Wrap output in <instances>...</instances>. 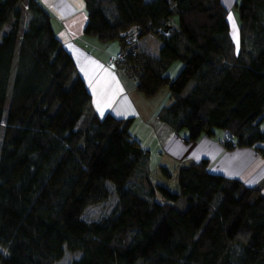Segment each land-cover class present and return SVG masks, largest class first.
Returning a JSON list of instances; mask_svg holds the SVG:
<instances>
[{
	"label": "trees",
	"instance_id": "obj_1",
	"mask_svg": "<svg viewBox=\"0 0 264 264\" xmlns=\"http://www.w3.org/2000/svg\"><path fill=\"white\" fill-rule=\"evenodd\" d=\"M83 2L84 35L119 46L144 98L168 91L158 118L184 141L264 142V0L234 5L238 44L221 0ZM51 19L37 0H0V264H53L65 249L81 253L71 264H264L263 187L205 160L178 170L176 194L152 185L130 120L93 112Z\"/></svg>",
	"mask_w": 264,
	"mask_h": 264
},
{
	"label": "crops",
	"instance_id": "obj_2",
	"mask_svg": "<svg viewBox=\"0 0 264 264\" xmlns=\"http://www.w3.org/2000/svg\"><path fill=\"white\" fill-rule=\"evenodd\" d=\"M37 1L51 14L52 29L87 87L93 112L99 118L110 114L117 119L130 120V132L149 152L152 185L163 186L176 194L178 170L205 160L209 173L238 180L251 188L262 186L264 193V142L255 147L228 150L221 142L223 133L213 138L203 136L194 142L184 141L186 133L176 134L158 118L160 109L169 103L168 91L163 89L152 99L144 98L135 90L134 80L118 66L115 56L120 52L119 46L102 44L84 35L87 17L83 0ZM237 1L221 0L228 11L227 21L234 44H238L239 23L234 9ZM141 42H138L141 50L157 56L159 43L142 46ZM261 131L264 133V124ZM156 200L165 202L159 195Z\"/></svg>",
	"mask_w": 264,
	"mask_h": 264
},
{
	"label": "rangeland",
	"instance_id": "obj_3",
	"mask_svg": "<svg viewBox=\"0 0 264 264\" xmlns=\"http://www.w3.org/2000/svg\"><path fill=\"white\" fill-rule=\"evenodd\" d=\"M173 22H175V19H173ZM10 27H11V23H6L1 31V35L7 33ZM141 43H142V46H144V45L151 44V43L152 44L158 43V41L156 39L152 41L146 39V40H143ZM151 52H154V50ZM181 68H182V64L180 62H175L168 68V70L165 73V76L170 79H174L180 72ZM189 89H190V86L187 88L186 93L189 91ZM10 90H11V82L9 84V91ZM180 134L182 136V133ZM80 257H81L80 252H69L65 249L64 256L62 257V259H60L57 262H54L53 264H71L73 261L78 260Z\"/></svg>",
	"mask_w": 264,
	"mask_h": 264
},
{
	"label": "built area",
	"instance_id": "obj_4",
	"mask_svg": "<svg viewBox=\"0 0 264 264\" xmlns=\"http://www.w3.org/2000/svg\"><path fill=\"white\" fill-rule=\"evenodd\" d=\"M115 59L118 60V61H120V62H123L124 61L123 57L120 54H117L115 56Z\"/></svg>",
	"mask_w": 264,
	"mask_h": 264
},
{
	"label": "snow or ice",
	"instance_id": "obj_5",
	"mask_svg": "<svg viewBox=\"0 0 264 264\" xmlns=\"http://www.w3.org/2000/svg\"><path fill=\"white\" fill-rule=\"evenodd\" d=\"M229 19H231V17H229ZM235 27V25H233Z\"/></svg>",
	"mask_w": 264,
	"mask_h": 264
}]
</instances>
